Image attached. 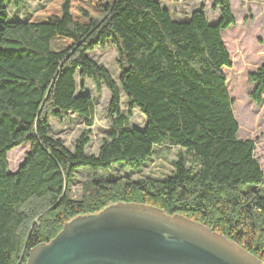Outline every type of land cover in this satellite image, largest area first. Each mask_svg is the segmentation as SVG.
<instances>
[{
	"label": "trees",
	"instance_id": "16d2710c",
	"mask_svg": "<svg viewBox=\"0 0 264 264\" xmlns=\"http://www.w3.org/2000/svg\"><path fill=\"white\" fill-rule=\"evenodd\" d=\"M212 1L214 22L202 5L177 19L159 0H49L10 20L0 0V264H26L29 249L66 220L118 201L185 215L264 264V172L254 140L238 137L223 71L234 58L222 31L235 19L229 0ZM107 41L117 49L126 113L119 85L89 54ZM77 76L109 90L112 124L96 152L86 151L94 100ZM247 80L259 104L264 62ZM135 106L146 117L142 128L127 124ZM65 111L87 121L72 148L51 134L50 116ZM25 142L22 162L9 172L7 153ZM163 144L180 148L164 177H97L119 161L136 168ZM81 166L92 174L76 198L70 185Z\"/></svg>",
	"mask_w": 264,
	"mask_h": 264
},
{
	"label": "rangeland",
	"instance_id": "374dc122",
	"mask_svg": "<svg viewBox=\"0 0 264 264\" xmlns=\"http://www.w3.org/2000/svg\"><path fill=\"white\" fill-rule=\"evenodd\" d=\"M48 1L20 0L19 5H16L13 0H6L8 18L10 20L26 19L34 9L42 7ZM159 1L177 19L186 18L193 9L201 5L210 22L216 21L219 17L218 10L212 9V0ZM229 1L235 22L224 29L222 34L227 50L230 51L234 60L231 61L229 67L224 66L223 69L229 80L228 86L227 84L226 86L233 99V111L239 125L238 137L254 140V156L264 172V92L262 101L256 104L249 97L254 83H249L247 80L248 74L264 62V0ZM89 54L106 66L119 85L121 93L120 108L126 113L127 102L119 83L120 69L116 47L107 41L106 44L95 47ZM77 81L79 84L84 85V91L90 94L94 100V118L88 134L90 140L86 151L96 152L98 145L102 138L106 136L112 124V119L108 116L109 90L102 85L98 91L90 78L84 77L81 79L77 76ZM49 119L51 134L60 137L69 148L73 147L74 140L86 128L87 123L85 117L72 111L63 112L59 119L52 116ZM145 123V115L135 106L131 115L127 117V124L142 128ZM28 147L29 143L25 142L15 146L7 153L9 172H13L20 165ZM179 149L178 146L170 144L159 145L154 149L152 156L136 168L130 169L132 167H128L124 162L119 161L110 168L98 169L97 177L109 178L114 173H121L130 178L144 176L162 178L171 172L173 168L172 161L177 157ZM77 171V178L72 180L70 185V194L76 198L81 195V181L92 174L91 168L87 166H81ZM261 190L264 192V186Z\"/></svg>",
	"mask_w": 264,
	"mask_h": 264
},
{
	"label": "water",
	"instance_id": "95a60500",
	"mask_svg": "<svg viewBox=\"0 0 264 264\" xmlns=\"http://www.w3.org/2000/svg\"><path fill=\"white\" fill-rule=\"evenodd\" d=\"M26 264H263L255 255L185 215L118 201L75 215Z\"/></svg>",
	"mask_w": 264,
	"mask_h": 264
}]
</instances>
